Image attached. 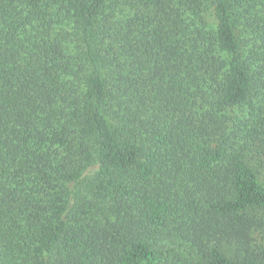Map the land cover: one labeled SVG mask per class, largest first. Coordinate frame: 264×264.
Listing matches in <instances>:
<instances>
[{
	"label": "trees",
	"instance_id": "16d2710c",
	"mask_svg": "<svg viewBox=\"0 0 264 264\" xmlns=\"http://www.w3.org/2000/svg\"><path fill=\"white\" fill-rule=\"evenodd\" d=\"M0 264H264V0H0Z\"/></svg>",
	"mask_w": 264,
	"mask_h": 264
}]
</instances>
